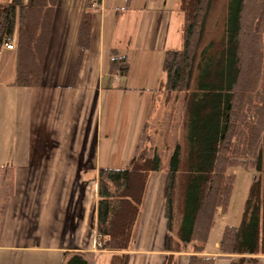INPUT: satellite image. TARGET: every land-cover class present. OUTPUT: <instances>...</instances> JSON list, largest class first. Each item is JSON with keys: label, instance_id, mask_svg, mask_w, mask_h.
<instances>
[{"label": "crops", "instance_id": "1", "mask_svg": "<svg viewBox=\"0 0 264 264\" xmlns=\"http://www.w3.org/2000/svg\"><path fill=\"white\" fill-rule=\"evenodd\" d=\"M99 1L91 9L89 48L78 63L89 0H57L36 87L12 85L15 52L0 50V175L9 180L0 188H8L0 208V264H65L75 254L87 264L166 262L167 166L150 174L134 243L121 252L98 249L97 175L128 163L140 143L147 154L157 150L153 137L169 153L176 144L167 140L171 131L157 99L163 103L167 96L162 61L167 50L180 48L182 24L174 39L172 7L160 0ZM114 49L128 61L126 76L108 72ZM158 125L163 132L151 133ZM222 216L216 213L208 238ZM225 226L216 252L208 253L206 242L199 256L214 257V264L226 260L218 250Z\"/></svg>", "mask_w": 264, "mask_h": 264}, {"label": "trees", "instance_id": "2", "mask_svg": "<svg viewBox=\"0 0 264 264\" xmlns=\"http://www.w3.org/2000/svg\"><path fill=\"white\" fill-rule=\"evenodd\" d=\"M155 1V0H152ZM216 0H180L181 45L164 53V91L182 94V141L169 154L164 189L165 264H214L199 256L218 211L227 212L234 168L252 169L237 227L225 226L221 258L264 255V0H226L217 33L201 50ZM89 0L80 25L78 63L90 45ZM57 0H10L0 6V50L14 38L13 86L38 85ZM201 50V51H200ZM109 74L123 77L128 61L112 50ZM161 158H131L97 175L98 249L130 250L150 174ZM189 247V251H187ZM65 264H87L81 254Z\"/></svg>", "mask_w": 264, "mask_h": 264}, {"label": "rangeland", "instance_id": "3", "mask_svg": "<svg viewBox=\"0 0 264 264\" xmlns=\"http://www.w3.org/2000/svg\"><path fill=\"white\" fill-rule=\"evenodd\" d=\"M8 2H10V0L9 1L0 0V6H3L7 4ZM160 3H166L168 4V6L172 7L173 21H172L171 31L174 32V39L176 38V36H178L177 38H179L180 26L183 22V15L180 12V8H179L180 0H160ZM225 3H226V0H216L211 16L208 21V25L206 28L207 32L202 42L201 50H203L207 46L208 42L217 33V25L220 22V19L222 17V8L225 5ZM10 52L13 53L12 51ZM6 62L7 61L5 60L4 67L6 65ZM4 67H3V70H4ZM263 84H264V80H263ZM165 94L167 96L163 97V103L161 102L162 100V98H160L161 96L159 97V99H157V105H163V108L161 107L158 108L159 114L167 115L165 124L167 125V130L171 131V134L169 135L167 140L169 141L171 138L176 143H179L182 141V137H183L182 127H181V113H182L181 103L182 102L180 98L182 94L181 93H165ZM160 126L161 125H158L157 126L158 128L153 127L151 133L157 130L159 132L162 131V127ZM162 132L160 135V139L162 136ZM152 140H154V142L158 145L157 150H158L159 156L161 157V162L163 166L168 167V159H169L170 153L168 152V150L162 149V147H164L165 144L164 145L161 144V142H159V139L157 137L156 138L153 137ZM139 145L141 146L140 148L138 147V151L136 155H140V154L150 155V153L147 154L145 152L147 145H145L144 143L142 144L140 143ZM142 147H144V149ZM125 164L127 165L128 163L117 165L116 168H123L124 166H126ZM228 173H233L235 176L233 188L231 192V197H230V202H229L227 212L222 217H219L216 219L213 230L210 233V236L208 238L207 252L210 254H213L216 252L214 244H215L216 236L220 232V229L222 228V226L226 224L227 226L237 227L239 225L241 214H242L243 207H244V202H245V199L248 193V189H249L251 180L255 176V172L252 169H244V168H239V167L234 168L232 170L230 169ZM7 182L9 183L8 177L4 174L0 175V188L2 186L1 185L2 183L7 184ZM7 194H8V188L4 190H0V208L1 206L3 207L4 198L7 196ZM0 214H1V211H0ZM189 250H190L189 247H187V251ZM217 264H264V257L263 258H253L251 260H247V259L238 260L237 258L231 257L230 259H226L224 260V262H219Z\"/></svg>", "mask_w": 264, "mask_h": 264}, {"label": "built area", "instance_id": "4", "mask_svg": "<svg viewBox=\"0 0 264 264\" xmlns=\"http://www.w3.org/2000/svg\"><path fill=\"white\" fill-rule=\"evenodd\" d=\"M93 1L96 2L97 0H93ZM3 47L7 50H13L14 49L13 39L7 38L3 44Z\"/></svg>", "mask_w": 264, "mask_h": 264}]
</instances>
